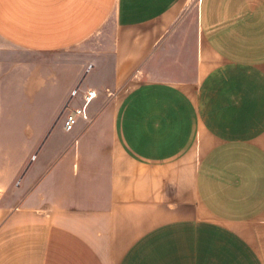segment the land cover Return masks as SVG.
<instances>
[{"label": "crops", "instance_id": "0c3cea01", "mask_svg": "<svg viewBox=\"0 0 264 264\" xmlns=\"http://www.w3.org/2000/svg\"><path fill=\"white\" fill-rule=\"evenodd\" d=\"M0 264H264V0H0Z\"/></svg>", "mask_w": 264, "mask_h": 264}, {"label": "built area", "instance_id": "2783aa9c", "mask_svg": "<svg viewBox=\"0 0 264 264\" xmlns=\"http://www.w3.org/2000/svg\"><path fill=\"white\" fill-rule=\"evenodd\" d=\"M77 91H79V87L71 91L69 99L63 108L62 128L65 132H72L79 121L88 123L91 120L88 108L96 98V92L92 89H85L79 95L78 106L70 105L71 101L76 98Z\"/></svg>", "mask_w": 264, "mask_h": 264}, {"label": "rangeland", "instance_id": "374dc122", "mask_svg": "<svg viewBox=\"0 0 264 264\" xmlns=\"http://www.w3.org/2000/svg\"><path fill=\"white\" fill-rule=\"evenodd\" d=\"M199 0H189V2H191V7L192 6H196L197 5V2H198ZM57 56H53V55H51V64L52 63H55V62H58V60L61 62L62 60H64V58L61 56V58L59 59V57L58 58H56ZM57 59V60H56ZM56 101H53V100H51V106L52 105H55L54 103H55ZM57 103V102H56ZM53 107H51V109H52ZM63 108H64V106H63ZM63 108H59L58 109V115H56L55 116V119L57 120V121H60L61 123H62V118H63Z\"/></svg>", "mask_w": 264, "mask_h": 264}]
</instances>
